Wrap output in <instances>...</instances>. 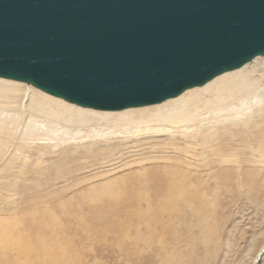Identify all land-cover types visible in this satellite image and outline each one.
<instances>
[{
    "label": "rangeland",
    "instance_id": "rangeland-1",
    "mask_svg": "<svg viewBox=\"0 0 264 264\" xmlns=\"http://www.w3.org/2000/svg\"><path fill=\"white\" fill-rule=\"evenodd\" d=\"M262 60L264 56H259L246 70H255L253 77H259L264 91ZM262 114L264 110L254 113L249 123L260 125ZM21 116L17 137L25 124V114ZM233 128L235 134L245 129L241 124ZM165 137L160 133L132 137L122 145L112 142V150L105 154L93 151L94 146L85 147L91 151L85 153L82 145L88 142L78 144L67 138L61 142L48 132L40 133L33 146L45 152L53 146L51 160L44 162L50 169L26 180L8 178L9 190L0 188V224H29L28 217L46 219L51 234L48 245L60 251L64 243V252L77 255L74 264H252L257 253L253 264H264V152L255 149V156H249L234 144L230 160L228 155L216 157L210 152L216 149L217 138L206 139L205 146L198 139L182 152L181 162L192 160L187 174L158 176L172 168L173 173L179 170L166 162L173 152L156 147L168 141ZM259 142L253 141L254 147ZM75 144L78 147L73 148ZM166 222L170 227L163 228L164 233L156 229L158 238L150 231L141 234L139 254L117 251L108 243L107 224ZM36 224L40 235L41 223Z\"/></svg>",
    "mask_w": 264,
    "mask_h": 264
},
{
    "label": "water",
    "instance_id": "water-1",
    "mask_svg": "<svg viewBox=\"0 0 264 264\" xmlns=\"http://www.w3.org/2000/svg\"><path fill=\"white\" fill-rule=\"evenodd\" d=\"M264 55V0H0V77L83 107L161 102Z\"/></svg>",
    "mask_w": 264,
    "mask_h": 264
},
{
    "label": "bare ground",
    "instance_id": "bare-ground-1",
    "mask_svg": "<svg viewBox=\"0 0 264 264\" xmlns=\"http://www.w3.org/2000/svg\"><path fill=\"white\" fill-rule=\"evenodd\" d=\"M259 56L264 55H257L238 68L224 71L202 85L186 88L180 94L161 102L121 110L83 107L48 94L30 83L0 77V188L9 190L8 178L26 180L31 174L40 175L49 171L50 168L44 162L51 158L53 146L46 152L43 148L40 151L33 146L37 136L44 131L61 142L65 141L64 138L74 139L78 144L88 142L87 146L82 145L85 153L91 152L85 147L94 146L93 151L105 154L107 150H112V142L122 145L127 144L132 137L165 133L164 139L168 141L158 143L156 147L169 148L175 155H168L166 159L169 160L166 162L171 164V168L173 164L179 170L173 173L172 168L170 173L166 171L158 176L188 173L192 160L185 159L181 162L182 152H188L191 144L199 143L198 139H202L204 145L206 139L217 138L216 149L210 151L216 157L224 154L231 160V153L236 150L234 144L243 152H248L249 156L251 153L254 155L255 149L263 155L264 121L260 125L257 121L252 124L249 122L254 113L264 110V91L259 77H253L255 70H246L247 64ZM262 68L264 69V60ZM23 113L25 124L20 131L21 136L17 137L16 129L22 123ZM237 124L244 125L245 129L235 134L233 127ZM213 131H219V135L212 134ZM176 135L182 136L183 140L176 141ZM253 141H260L257 147H254ZM76 147L78 146L73 148ZM224 150L226 151L222 152ZM30 160L33 162L27 166ZM179 163L187 166H179ZM161 171L164 172L165 169ZM169 187L173 189L172 185ZM172 192L173 190L168 193ZM28 218L29 224H0V264H74L77 255L74 252H64L67 249L64 243L58 248L60 251H56V247L51 250L48 245L51 234L47 220ZM37 222L41 223L40 235ZM166 224H107V240L117 251L138 253V242L143 238L141 234L148 231L155 234L157 230L164 233L166 230L163 228L167 229L169 226ZM147 241L150 243L149 238ZM147 248L149 250V246Z\"/></svg>",
    "mask_w": 264,
    "mask_h": 264
}]
</instances>
